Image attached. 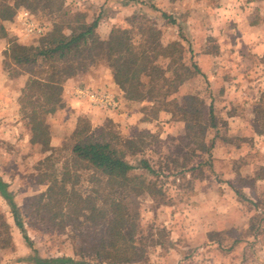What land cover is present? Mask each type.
I'll return each mask as SVG.
<instances>
[{
	"label": "rangeland",
	"instance_id": "rangeland-1",
	"mask_svg": "<svg viewBox=\"0 0 264 264\" xmlns=\"http://www.w3.org/2000/svg\"><path fill=\"white\" fill-rule=\"evenodd\" d=\"M259 3L260 0H65L62 12L18 9L9 27L12 38L22 45H37L40 39L27 35L18 18L22 9L32 12L47 25L48 31L55 22H64L62 13L67 10L81 13V21L88 25L95 24L94 30L103 40L117 26L135 31L136 39L142 36L138 33L140 28L158 31L163 44L178 45L187 68L181 67L179 53L176 62L160 58L159 64L173 81L167 84L159 81L149 97L126 108H122L118 95L110 88L76 83L70 93L71 105L76 109L69 118L64 115L54 121L51 113L29 114L30 106L23 109V91L19 108L13 106L12 96L9 101L6 99L10 87L5 88V98L0 99V180L13 193L24 228L16 224L12 209L0 191V264H36L31 257L83 259L79 254L80 234L72 225L60 229V216L50 220L51 214L39 196L53 180L84 194L94 187L90 178L92 171L76 164L72 154L75 131L84 126L94 131L110 127L109 131L114 134L143 139L138 142L141 150L127 151V159L133 165L129 174L136 178L134 182L141 189L125 197L137 223L136 240L140 247V256L127 264H264V197L259 195V190L254 194L247 192L253 188L251 182L260 188L257 181L232 178L241 167L242 156L233 150L230 157L225 145L218 150V142L229 135L227 115L219 111L221 106L213 95L235 90L233 83L236 82L224 84L219 78L227 80L241 61L239 53L231 58L228 47L242 45V31H237L240 24L262 18L258 10L262 11L264 4ZM134 15L143 18L130 21ZM186 33L190 35L189 40ZM219 34L223 35L222 40ZM193 44L215 52L220 47L221 56L225 57L222 59H228L224 67L206 74L198 65V47L193 49ZM224 44H227L225 50ZM256 56L264 58V54ZM41 64L42 58L29 65H16L6 57L4 66L12 76L20 72L30 76L28 70L37 71ZM101 64L112 70L105 58L89 69ZM217 73L218 78L211 81V76ZM178 79H182L181 84ZM125 87H122L124 92ZM81 89L108 90L117 98L118 105L110 109L94 105L78 94ZM192 95L198 97L192 107L204 103L217 118V126L208 127L205 136L199 132L196 120L194 127L187 129L183 109ZM88 110H93L92 115L99 120L92 121ZM118 111L127 116L108 119L104 116ZM37 122L49 124L51 136V125L60 123L56 134L63 136L61 144L51 146L34 141L33 127ZM204 140L210 147L208 153L199 147ZM242 142L236 141L246 147V141ZM145 160L155 172L144 167ZM103 229L104 225L100 231Z\"/></svg>",
	"mask_w": 264,
	"mask_h": 264
},
{
	"label": "trees",
	"instance_id": "trees-1",
	"mask_svg": "<svg viewBox=\"0 0 264 264\" xmlns=\"http://www.w3.org/2000/svg\"><path fill=\"white\" fill-rule=\"evenodd\" d=\"M64 3L65 0H0V38H10L6 57L16 65H29L42 58L39 70H28L30 76L23 89L22 108L30 106L32 111L29 114L54 113L63 108L65 82L88 70L100 58H105L115 80L123 88L126 86L125 96L133 101L149 97L159 81L166 84L173 81L159 64L160 58H171L176 62V54L179 53L177 56L181 58V67L187 68L178 45L163 44L158 31L140 28L138 33L142 36L136 39L135 31L117 26L112 29L108 39L103 40L95 32V24L88 25L86 21H81L79 12H63L64 22H55L53 28L40 37L37 45L25 46L9 36L4 22L13 19L20 7L62 12ZM137 17L138 20L143 18L134 15L129 19L133 21ZM178 81V84L182 83V79ZM196 100L198 97L195 95L188 97V104L183 109L186 114L184 119L187 129L193 128V121L196 120V124L200 125L199 132L205 136L208 127L217 126V118L212 108L207 110L204 103L200 107H192ZM109 128L94 131L84 126L75 131L72 154L76 164L92 171L90 178L94 187L91 191L84 194L75 187L68 189L53 180L47 191L39 196L44 201L45 210L51 214L50 220L54 221L60 216V229L72 225L80 234L79 254L83 259L29 258L36 264H127L140 256L136 240L137 223L125 197L141 192L134 182L136 178L129 174L133 165L127 159V151L141 150L138 142H143V139L123 137L110 132ZM33 133L34 141L50 144L49 124L37 122ZM199 147L206 153L210 151L205 140ZM144 167L155 172L147 160ZM0 191L12 209L16 224L23 229L20 208L2 180ZM102 225L104 229L100 231Z\"/></svg>",
	"mask_w": 264,
	"mask_h": 264
},
{
	"label": "crops",
	"instance_id": "crops-1",
	"mask_svg": "<svg viewBox=\"0 0 264 264\" xmlns=\"http://www.w3.org/2000/svg\"><path fill=\"white\" fill-rule=\"evenodd\" d=\"M264 4V0H260ZM262 11L260 15L262 18L258 17L256 21H249L248 24H240L237 31H242V45L235 44L230 48L231 58H235L237 53H239V58L241 61H238L236 65V70L233 73H230L227 76V80L224 78H219L220 81H223L224 84L229 81L236 85V88L233 92H228L225 95H216V101L219 102L220 108L219 111H225L227 115L226 127H228L229 138L220 140L218 142V150L220 151L224 148V145L227 147L228 155L231 157L233 155V150H238V156H242L239 164L241 167L237 169L235 176L232 175V178H244L250 181H257L259 189L254 186L253 188L248 189V194L256 193L257 190L260 191L259 195L264 197V58L261 60L256 56V54H264V6L261 7ZM258 14V13H257ZM250 15H248L249 17ZM110 20H112L110 18ZM13 20H7L4 22L9 36L10 27L12 26ZM221 40L224 37L219 34ZM187 40L190 39L189 33H186ZM227 39V37H226ZM239 40V39H238ZM241 40V39H240ZM225 45H222L223 50H225ZM9 46V38L4 37L0 38V99L5 98L6 87H10V91L7 92L6 99H10L13 103V106L19 108V97L26 86L29 75L26 72H20L17 75H13L7 71L4 66L6 59V50ZM239 46H242L240 50ZM198 47V49H196ZM193 44L192 48L196 49V52H199L198 55V65L203 68V71L206 74H212L216 68H223V64H226L228 59L223 60L224 56H221L220 47H218V52L215 50H206L201 45ZM234 48V49H231ZM238 48V49H237ZM99 67H91L90 69L77 74L74 77L69 78L64 84L63 98L65 101V106L61 109H58L56 112L51 113V116H55L53 121L60 119L64 115L69 118L70 113L74 111L75 106H72V98L70 97L71 87L76 83H89L95 85H101L110 88L114 93L118 95V99L122 104V108L128 106H134L135 102L129 100L125 96L124 89L122 86L115 80L112 70L107 65ZM206 67H205V66ZM210 67L212 68L211 70ZM219 74L211 76V81L218 78ZM215 89V88H214ZM230 94V95H228ZM124 111V110H123ZM90 112V113H89ZM94 111L88 110V116H90L92 121H98L95 115H92ZM100 113V112H98ZM132 113V112H130ZM86 114V113H85ZM94 114V113H93ZM105 118L108 119L109 116L121 118L122 116H127L126 114L118 111V113H106ZM60 123H53L51 125V130L53 134L51 136L50 145L57 146L60 145L63 141V136H57V128ZM58 126V127H57ZM239 140L242 144L246 141V147H243L242 144L236 143ZM247 148V149H246ZM234 151V152H236ZM229 164L231 159L228 160Z\"/></svg>",
	"mask_w": 264,
	"mask_h": 264
},
{
	"label": "built area",
	"instance_id": "built-area-1",
	"mask_svg": "<svg viewBox=\"0 0 264 264\" xmlns=\"http://www.w3.org/2000/svg\"><path fill=\"white\" fill-rule=\"evenodd\" d=\"M18 18L23 23L27 35L41 37L49 30L47 25L38 20L29 10L22 9ZM78 94L81 97H87L90 103L107 109L115 108L118 105L117 98L113 93L105 89H81L78 90Z\"/></svg>",
	"mask_w": 264,
	"mask_h": 264
}]
</instances>
